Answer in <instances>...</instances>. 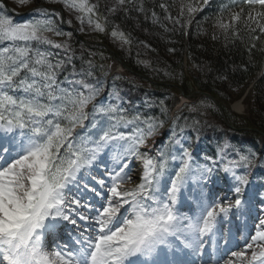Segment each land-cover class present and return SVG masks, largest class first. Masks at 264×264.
Masks as SVG:
<instances>
[{
	"label": "snow or ice",
	"instance_id": "1",
	"mask_svg": "<svg viewBox=\"0 0 264 264\" xmlns=\"http://www.w3.org/2000/svg\"><path fill=\"white\" fill-rule=\"evenodd\" d=\"M61 2L80 31L87 24L102 33L110 25L111 35L126 44L127 34L109 17L136 11L148 18L143 0ZM212 5L213 0H180L176 16L169 11L172 5L158 7L174 31L189 28L195 15ZM12 11L0 0V42H7L0 47L3 260L195 264L170 260L168 253L187 249L202 257L211 247L219 253L213 264H264V194L249 188L248 178L257 154L229 151L225 143L200 164L190 138L175 127L166 143L154 140L164 121L130 112L115 90L100 98L105 82L91 59L75 56L68 42L72 32L60 30L65 23L60 11L37 6L24 22L14 21ZM151 18L159 21L154 10ZM206 19L213 39L240 45L250 55L258 45L264 52V0H222ZM46 33L67 39L58 42ZM161 108L163 115V102ZM219 172L224 176L213 180ZM241 218L243 230L225 229ZM217 237L223 248H217Z\"/></svg>",
	"mask_w": 264,
	"mask_h": 264
},
{
	"label": "trees",
	"instance_id": "2",
	"mask_svg": "<svg viewBox=\"0 0 264 264\" xmlns=\"http://www.w3.org/2000/svg\"><path fill=\"white\" fill-rule=\"evenodd\" d=\"M32 1L36 3V0ZM40 1L45 4L61 6L58 1L54 2V0ZM113 2L114 0H101L102 5ZM143 2L145 9L149 10L147 19L136 11H131L128 15L121 13L117 17H109L110 21L119 25L120 29L127 34L130 42L133 43V46L129 44L128 47L127 45L125 54L117 51L124 62L133 70L149 76L156 82H168L181 86L186 94L192 93L195 89L208 92L219 100L225 118L233 127L255 126L264 132V52L259 50L260 46L258 45L257 50H254L250 55L240 45L232 46L223 38H212L214 29L210 26L211 21L206 18L215 15V9L222 0H213L211 8L199 13L197 24H191L187 29L177 26L174 31L171 30L172 23L165 22L164 13L158 4L163 2L172 5L169 11L173 16H176L180 0H143ZM152 10L157 13L158 22L152 20ZM165 23H167L169 31L165 30ZM70 25L72 26V24ZM59 27L62 32H66V29L61 25ZM107 32H111L110 25ZM80 34L100 43L95 47L92 45L87 48L83 47L81 53L75 55L77 58L83 57L85 61L93 60L95 53L106 50L101 43L115 48L112 42L106 38V34ZM76 40L81 43L77 37ZM173 48L175 52H170L169 49ZM185 58L189 62L192 78L186 76ZM75 62L80 66L79 59ZM253 83V92L251 96L248 95L251 105L249 117L238 120L227 105L242 96ZM154 87L161 92L156 93L157 103L153 104L144 115L162 119L166 125L170 121V111L173 108L170 92L173 86L155 84ZM161 102H163V115L161 114ZM217 115L220 124L227 126L219 110ZM193 116H195L193 112L185 110L176 117L175 123L180 126L187 121V118L192 119ZM246 133L252 134L254 139L259 136L258 132L246 131ZM255 141L254 143H256Z\"/></svg>",
	"mask_w": 264,
	"mask_h": 264
},
{
	"label": "rangeland",
	"instance_id": "3",
	"mask_svg": "<svg viewBox=\"0 0 264 264\" xmlns=\"http://www.w3.org/2000/svg\"><path fill=\"white\" fill-rule=\"evenodd\" d=\"M57 1L58 3H60L59 5L64 7L61 0H54V2H57ZM5 2L7 3L8 7H10L14 12H17V13L25 12L26 10H29L34 4L32 0H30L29 3H24V4H20L18 0H5ZM50 3H53V2H50ZM65 11H66L65 19L71 20L72 26L73 27L75 26L74 28H77V30L79 29L80 31L81 24L79 23V21L75 19L74 15H69L66 9ZM10 14L13 18L14 17L13 13H10ZM198 15L199 13L195 15L194 19L192 20V24H197L199 22ZM28 17L30 16H26L22 18L20 17V19H22L20 21L18 20L16 21L14 19L13 20L16 22H24L25 20H28ZM83 28L84 30L80 31V33L82 34L83 33H85L86 35L88 33L92 35L106 34L107 35L106 38L109 39V41H111L113 46L115 47V48H112L113 51L115 52L119 51L125 54L127 45L128 47H129V44L133 46V43L131 42L126 44L123 41H121L119 38L113 37L111 35V32H107L108 30L102 33L96 32V31H93V29L87 24H85ZM46 35H48L49 38L55 41H58V42L64 41L67 39L66 36L55 37L51 33H46ZM68 42L70 43L71 49L75 55H78V53H81L82 51L81 48L83 47V45L76 40L75 34L72 33V37ZM4 46L6 45L4 44L0 45V47H4ZM52 50L58 51L55 49H52ZM62 55L63 54H61L57 58L59 59L62 58ZM112 55L113 53L110 54L107 50L100 51L97 54L95 53L93 55V60H92L93 64L98 66V68L100 69V70H97L96 75L100 77L101 79H103L105 82V87L101 91L100 98H105L108 95V93L115 90L119 94V96L123 99V101H125L124 107L128 109L129 111L135 109L136 106L139 105L140 103L146 106L145 101L153 102L154 101L152 100L153 98L150 97V95L152 94L151 92H153V90H155L156 92L160 90L156 88L154 89V86L151 85L150 83L135 80L132 75L131 76L128 75V77H125L127 76L125 73L126 71L124 72V70L120 68L116 69L113 67L114 72L119 71V73L117 74H121V76L124 75L123 77H120V75L116 77L112 73L111 74L108 73L109 70H111L110 62L106 60L111 58ZM115 57L117 56L115 55ZM184 66H185L186 76H188L189 78H192L193 76H192V73H190L189 62L187 61L186 58L184 60ZM110 77L112 79H110ZM253 86H254V83L251 84V86H249L246 94H243L242 96L236 98L231 105H227L229 106L230 110L236 115V118L238 120H241V118L249 117V107L251 106L250 96L253 92L252 91ZM232 94L234 96V93ZM247 94L248 95L250 94V96L248 97ZM190 98L181 95L175 87L171 89V103H175L174 108L176 110L174 113V116L179 115L181 112L185 110L192 112L191 111L192 106L194 105L199 106L198 112H193V114L195 115L193 116V119L189 120L187 118L188 120L184 122V125H186L184 127V132L181 133L180 130H177V129L176 131L180 134V136L187 135L190 138V142L192 144L194 153L199 154L197 156V159L200 164L204 163L203 158L207 155V151L209 150L207 146L210 143L214 144L218 142L221 139V137L224 138V141L222 142V146L225 144V140L226 139L228 140L227 144L231 146L229 151H231L232 149H235V150L245 152V153L249 150L252 152H255V149L252 148V143H251L253 136L250 133L243 132V131H248V132L256 131L254 128L250 127L246 129L227 130L225 129V125L220 124L219 122V117L217 114H218V110L220 111V109L217 103H215V101H213L210 98H207L204 95L193 96ZM237 101H241L244 112L242 113L236 112V110L233 108L234 103H236ZM217 102L219 103V101ZM182 104H184V107H181ZM194 120L199 121V124L193 125ZM170 130L171 128L169 127L167 128L161 127L158 130L157 135L153 137V139L157 141L164 140L166 143L167 134H170ZM231 139H234L236 143L234 142L231 144V141H230ZM257 142H260L261 147L258 150V152H255L258 157L256 161V166L252 167L248 172V178L250 181L249 188L259 190L262 194H264V165L261 164L262 154H264V134L263 133L259 135ZM236 144H238L239 148H234ZM213 175H215V173ZM223 176L224 174L222 172H219V175L217 177H219L218 179H220ZM127 186L130 187L131 184H128Z\"/></svg>",
	"mask_w": 264,
	"mask_h": 264
},
{
	"label": "water",
	"instance_id": "4",
	"mask_svg": "<svg viewBox=\"0 0 264 264\" xmlns=\"http://www.w3.org/2000/svg\"><path fill=\"white\" fill-rule=\"evenodd\" d=\"M197 94H203V95H205V96H207V97H209V98H211V99L216 101V98L213 95H211L210 93H207V92L200 91V90H196L194 93H192L190 95V97L196 96ZM217 105H219L218 102H217Z\"/></svg>",
	"mask_w": 264,
	"mask_h": 264
},
{
	"label": "bare ground",
	"instance_id": "5",
	"mask_svg": "<svg viewBox=\"0 0 264 264\" xmlns=\"http://www.w3.org/2000/svg\"><path fill=\"white\" fill-rule=\"evenodd\" d=\"M233 108L236 110V112H244L241 101H237L236 103H234Z\"/></svg>",
	"mask_w": 264,
	"mask_h": 264
}]
</instances>
